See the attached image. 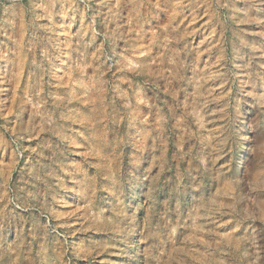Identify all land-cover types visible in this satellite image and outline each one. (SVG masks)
I'll use <instances>...</instances> for the list:
<instances>
[{
    "label": "rangeland",
    "instance_id": "1",
    "mask_svg": "<svg viewBox=\"0 0 264 264\" xmlns=\"http://www.w3.org/2000/svg\"><path fill=\"white\" fill-rule=\"evenodd\" d=\"M0 264H264V0H0Z\"/></svg>",
    "mask_w": 264,
    "mask_h": 264
}]
</instances>
